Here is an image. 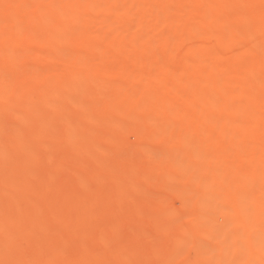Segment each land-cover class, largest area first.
Here are the masks:
<instances>
[{"label": "rangeland", "instance_id": "obj_1", "mask_svg": "<svg viewBox=\"0 0 264 264\" xmlns=\"http://www.w3.org/2000/svg\"><path fill=\"white\" fill-rule=\"evenodd\" d=\"M20 1L0 0V264H264V0Z\"/></svg>", "mask_w": 264, "mask_h": 264}, {"label": "bare ground", "instance_id": "obj_2", "mask_svg": "<svg viewBox=\"0 0 264 264\" xmlns=\"http://www.w3.org/2000/svg\"><path fill=\"white\" fill-rule=\"evenodd\" d=\"M11 1H12V0H11ZM15 1H17V0H15ZM19 1H20V0H19ZM22 1H23V0H22ZM22 1H20V2H22ZM44 1H45V0H43V2H44ZM46 1H47V0H46ZM50 1H51V0H50ZM50 1L47 2V7H48V4H49V5H50V4L52 5V3H50ZM53 1H54V0H53ZM58 1H59V0H58ZM71 1H72V3H73V0H71ZM74 1H75V0H74ZM8 2H9V1H8ZM8 2L6 1V4H7ZM13 2H14V0H13ZM13 2H12L11 4H13ZM54 2L57 3V1H54ZM3 3H4V2H3ZM14 3H15V2H14ZM44 3H46V2H44ZM67 3L69 4V2H67ZM72 3H71V4H72ZM94 3H96V2H94ZM94 3H92V4H94ZM73 4H74V3H73ZM92 4H89V5H90V6H94V5H92ZM3 6H4V4H3ZM14 6H15L14 9H18L17 11L20 12V10H19V6H20V5H17V6H16V4H15ZM38 6H40V5H38ZM42 6L45 7V4L42 3ZM97 6H98V4H97ZM176 6H177V5H176ZM176 6H175V8L177 9ZM260 6H261V4H260ZM20 7H22V5H21ZM47 7H46V8H47ZM36 8H37V9L40 8V12L43 10L41 6H40V7H36ZM52 8L54 9V6H52ZM262 8H264V5H262ZM20 9H21V8H20ZM56 9H57V8H56ZM58 9H59V8H58ZM135 9H136V8H135ZM46 10H47V9H46ZM46 10H45V11H46ZM142 10H143V9H142ZM260 10H262L261 7H260ZM37 11H38V10H37ZM43 11H44V10H43ZM43 11H42V13H43ZM48 11H49V10H48ZM52 11H53V10H52ZM133 11H134V7H133ZM139 11H140V10H139ZM144 11H145V9H144ZM163 11H164V10H163ZM163 11H162V12H163ZM176 11H177V10H176ZM50 12H51V10H50ZM53 12L55 13L56 11H53ZM94 12H95V10H94ZM140 12H141V11H140ZM15 13H18V12H15ZM37 13H38V15L41 14V13H39V11H38ZM97 13H99V12H97ZM156 13H157V12H156ZM159 13H160V11H159ZM159 13H157V15H158ZM164 13H165V12H164ZM173 13H175V12H173ZM44 14H45V13H44ZM143 14L145 15L146 13L144 12ZM148 14H150V13H147V15H148ZM152 14H154V13H152ZM141 15H142V13H141ZM144 15H143V16H144ZM162 15H163V14H162ZM164 15H165V14H164ZM174 15H175V14H174ZM93 16H94V15H93ZM98 16H99V15H97V16L95 15L94 17L96 18V17H98ZM148 16H149V15H148ZM7 17H12V14H11L10 16H7ZM38 17H39V16H38ZM94 17H93V19H94ZM108 17H109V16H108ZM145 17H146V16H145ZM150 17H151V15H150ZM161 17H163V16H161ZM39 18H40V17H39ZM88 18H91V16H90V17L88 16ZM153 18H154V16H153ZM158 18H160L159 15H158ZM5 19H6V18H5ZM37 19H38V18H37ZM91 19H92V18H91ZM105 19H106V18H104L103 23H105ZM154 19H155V18H154ZM181 19H182V21L184 20L182 17L180 18V20H181ZM43 20H44V19H43ZM108 20H109V18H108ZM160 20H161V18H160ZM160 20H157L159 24H160V22H159ZM178 20H179V18H178ZM11 21H12V22H11ZM5 22H6V21L4 20V23H5ZM47 22H48V21H47ZM155 22H156V21H155ZM7 23H8V22H7ZM7 23H5V24H7ZM10 23H11V25L13 24V19H11V18H10ZM38 23H39V22H38ZM40 23H42V22H40ZM40 23H39V24H40ZM39 24H37L38 27H40ZM42 24H43V23H42ZM42 24H41V25H42ZM61 24H62V23H61ZM61 24H58L57 26H60ZM8 25H9V27H10V24H9V23H8ZM21 26H22V25H21ZM23 26H24V25H23ZM26 26H27V25H26ZM51 26H52V25H51ZM102 26H103V25H102ZM30 27H31V26H30ZM41 27H42V26H41ZM23 28H24V27H23ZM25 28H26V27H25ZM61 28L63 29V26H61ZM64 28H65V27H64ZM43 29H46V26H45V27L43 26ZM49 29H50V27H49ZM27 30H28V29H26L25 31H27ZM53 30H54V28H53ZM65 30H66V29H65ZM203 30H204V28H203ZM206 30H207V29H206ZM29 31H31V28L29 29ZM29 31H27L26 34H28ZM57 31H58V30H57ZM59 31H60V29H59ZM103 31H105V30H103ZM21 32H22V31H21ZM46 32H47V31H46ZM42 33H44V31H43ZM50 33H52V32H51V29H50ZM22 34H23V32H22ZM26 34L24 33V35L28 37V38H26V40H30V41H31V40H32V39H31L32 37L29 38V34H28V35H26ZM36 34H37V33H36ZM30 35H31V33H30ZM37 35H39V34H37ZM250 35H251V34H250ZM31 36H32V35H31ZM39 36H40V35H39ZM49 36H50V35H49ZM35 37H36V36H35ZM46 37H47V36H46ZM183 37H184V36H183ZM14 38H15V37H14ZM20 38H21V37L19 36V39H20ZM22 38H23V37H22ZM38 38H39V37H38ZM23 39H24V38H23ZM33 39H34V36H33ZM36 39H37V38H36ZM49 39H50V38H49ZM180 41H182V40H180ZM185 41H186V39H185L183 42H185ZM14 42H15V41H14ZM16 42H17V41H16ZM132 42H133V41H132ZM132 42H131V43H132ZM84 44H85V43H84ZM97 44H98V43H97ZM89 45H90V44L86 43L85 47H88ZM94 45H95V44H94ZM99 45H100V44H99ZM220 45H222V44H220ZM224 45H225V44H224ZM224 45H223V46H224ZM96 46H97V45H96ZM131 46H132V45H131ZM131 46H130V47H131ZM83 47H84V46H83ZM132 47H133V46H132ZM231 47H232V46H231ZM231 47H230V48H231ZM100 48L102 49L101 45H100ZM228 48H229V46H228ZM228 48H227V49H228ZM85 49H86V48H85ZM89 49H91V47H89ZM130 49H131V48H130ZM222 49H223V50H222ZM222 49H221L220 52L224 51V52L226 53V50H227V49L225 50L224 47H223ZM233 49H234V48H233ZM81 50H82V49H81ZM94 50H95V47H94ZM84 51H85V50H84ZM161 51H162V50H161ZM203 52H204V51H203ZM227 52H229V51H227ZM239 52H240V51H239ZM239 52H238V53H239ZM201 53H202V52H201ZM205 53H206V52H205ZM230 53H231V52H230ZM234 53H236V50H235ZM234 53L232 52V54H234ZM162 54H163V52H162ZM191 54H192V53H191ZM207 54H208V52H207ZM227 54H228V53H227ZM165 55H166V54H165ZM208 55H209V54H208ZM236 55H237V54H236ZM240 55H242V54H240ZM158 56H159V55H158ZM183 56H184V55H183ZM197 56H198V55H197ZM197 56L192 55L193 58H195V57H197ZM201 56H202V55H201ZM201 56H199V57H201ZM206 56H207V55H206ZM226 56H227V55H226ZM238 56H239V55H238ZM161 57H164V58H165V56H163V55H161ZM161 57H160V58H161ZM166 57H167V56H166ZM180 57H182V56H180ZM180 57H176V58L179 59ZM185 57H186V56L183 57V58H184L183 60H187ZM228 57H229V56H228ZM232 57H233V56H232ZM234 57H235V54H234ZM234 57H233V59H234ZM239 57H240V56H239ZM242 57H243V56H242ZM70 58H71V57H70ZM176 58H175V59H176ZM190 58H191V57H190ZM244 58H245V57H244ZM200 59H201V58H200ZM211 59H212V58H211ZM211 59L208 58V56H207V61H208V60H211ZM236 59H238V58L236 57ZM242 59H243V58H242ZM66 60H67V61H66ZM70 60H71V59H70ZM70 60H69L68 58H66L65 61H66L68 64L65 62L66 65L64 64L65 66L63 65L62 67H67L68 69H71V68H69V66L73 67L76 63L74 62V61H75L74 59H73V62H71L72 60H71V61H70ZM165 60H166V59H165ZM176 60H177V59H176ZM188 60H189V59H188ZM196 60H198V58H197ZM246 60H247V59H246ZM178 61H179V60H178ZM180 61H181V60H180ZM199 61H200V60H199ZM204 61H205V64H206V62H207L206 59H205ZM211 61H212V60H211ZM213 61H214V60H213ZM234 61H235V60H234ZM249 61H250V60H249ZM252 61H253V60H252ZM252 61L249 62V63L252 64ZM174 62H175V61H174ZM192 62H193V61H192ZM194 62H195V61H194ZM202 62H203V61H202ZM235 62H236V61H235ZM237 62H238V61H237ZM239 62H240V60H239ZM245 62H246V61H245ZM70 63H75V64H74V65H71ZM80 63H82V62H80ZM196 63H197V62H196ZM196 63H194V64H196ZM77 64H78V63H77ZM77 64H76L75 66H77ZM198 64H199V63H198ZM208 64H210V63H208ZM253 64H254V63H253ZM67 65H68V66H67ZM80 65L82 66V64H80ZM85 65H86V64H85ZM60 66H61V64H60ZM195 66H196V65H195ZM208 66H209V65H208ZM249 66H250V65H249ZM232 67H233V66H232ZM250 67H252V65H251ZM250 67H249V68H250ZM73 68H74V67H73ZM194 68H195V67H194ZM230 68H231V67H230ZM235 68H236V67H235ZM29 70H30V68L28 69V71H29ZM31 70H32V69H31ZM214 70H215V69H214ZM218 70H219V69H218ZM229 70H232V69H229ZM229 70H228V71H229ZM233 70H234V69H233ZM28 71L26 70V72H28ZM32 71H33V70H32ZM32 71H31V72H32ZM35 71H36V70H35ZM215 71H217V70H215ZM215 71H214V72H215ZM29 72H30V71H29ZM31 72H30V74H31ZM221 72H223V71H221ZM221 72L219 71V72H217V73H221ZM230 72H235V70H234V71H230ZM33 73H34V71H33ZM33 73H32V75H33ZM41 73H42V72H41ZM212 73H213V72H212ZM215 73H216V72H215ZM224 73H225V72H224ZM224 73H222L221 75H223ZM227 73H229V72H227ZM210 74H211V72H210ZM210 74H209V75H210ZM26 75H28V74H26ZM216 75H217V74H216ZM219 75H220V74H219ZM228 75H229V74H228ZM234 75H235V74H234ZM238 75H239V74H237V76H238ZM213 76H214V75H213ZM223 76H225V75H223ZM235 76H236V75H235ZM207 77H208V76H207ZM207 77H206V79H205L206 81H207ZM211 77H212V76H211ZM231 77H232V75H231ZM233 77H234V76H233ZM233 77H232V78H233ZM177 78H179V77H177ZM204 78H205V77H204ZM208 79H210V78H208ZM174 80L177 81V82L179 81V79H178V80H177V79H174ZM181 81H182V80H180V82H181ZM189 81H190V80H189ZM180 82H179V85L182 83V82H181V83H180ZM186 82H187V81H186ZM201 82H202V81H201ZM208 82H210V84H211V80H210V81L208 80ZM208 82H207V83H208ZM184 83H185V82H184ZM187 83H188V82H187ZM189 83H190V82H189ZM177 84H178V83H177ZM202 84H203V83H202ZM213 84H214V82H213ZM190 85H191V84H190ZM190 85H189V86H190ZM192 85H193V84H192ZM200 85H201V83H200ZM200 85H199V86H200ZM204 86H205V85H204ZM204 86H203V87H204ZM208 86H210V85H208ZM211 86H212V85H211ZM214 86H215V84H214ZM214 86H213V87H214ZM21 87H22V86H21ZM21 87H20L19 89H21ZM190 87H191V86H190ZM205 87H207V86H205ZM186 88H187V87H186ZM193 88H194V87H193ZM198 88H200V87H198ZM214 88H215V87H214ZM19 89H18V90H19ZM196 89H197V88H196ZM198 90H199V89H198ZM204 90H205V89H204ZM207 92H210V91L208 90ZM207 92H206V93H207ZM202 93H203V92H202ZM211 93H213L212 90H211ZM208 94H210V93H208ZM203 96H204V95H203ZM202 98H203V97H202ZM205 98H206V97H204V99H205ZM207 98H208V99H206V101L209 103V101H210V100H209V96H207ZM210 98H211V97H210ZM214 99H215V98H214ZM201 101H202V100H201ZM211 101H212V98H211ZM213 101H214V100H213ZM213 101H212V102H213ZM202 102H203V101H202ZM212 102H210V103H212ZM257 104H258V103H257ZM257 104L254 103V105H256V106H254L253 108H256V107H257ZM252 105H253V104H252ZM242 106H243V105L241 104V107H242ZM239 107H240V105H239ZM241 107H240V108H241ZM251 107H252V106H251ZM253 108H250V109H252V110H254V111L257 112V110H255V109H253ZM232 109H234L235 111H237L238 108H237V109L232 108ZM257 109H258V108H257ZM231 111H232V110H231ZM188 112H189V111H187V113H188ZM233 112H234V111H233ZM254 113H255V112H254ZM189 114H190V113H189ZM193 116H194V115H193ZM260 128L262 129L261 124H257V128H254V129H258V130H260ZM254 129H253V130H254ZM252 132H254V131H252ZM149 135H150V134H149ZM152 135H153V134H151V136H152ZM254 154H255V153H254ZM254 154H253V155H254ZM257 154H258V153H257ZM253 155H252V156H253ZM255 155H256V154H255ZM255 155H254V156H255ZM258 155H259V154H258ZM258 155H257V157H258ZM215 156H216V155H215ZM254 156H253V157H254ZM259 156H260V155H259ZM253 157H252V158H253ZM257 157H255V158L257 159ZM262 157H264V156H262ZM216 158H217V157H216ZM255 158H253V160H255ZM260 158H261V156H260ZM217 159H218V158H217ZM260 160H264V159H260ZM245 161H246V163H250L251 160H250V158H249V162H247V160H245ZM245 161H244V163H245ZM241 162H243V161H241ZM241 162H240V163H241ZM254 162H255V161H254ZM254 162L252 161V163H254ZM258 163H260V162L258 161ZM261 163H264V162H261ZM238 164H239V163H238ZM242 164H243V163H242ZM256 164H257V161H256ZM239 165H240V164H239ZM246 165H247V164L242 165V166L247 167ZM248 165H249V164H248ZM254 165H255V163H254ZM242 166H241V167H242ZM237 167L239 168V166H237ZM250 167H252V168H253L252 170H254V166H250ZM242 168L246 170V168H244V167H242ZM250 169H251V168H250ZM241 170H242V169H241ZM245 170H244V171H245ZM252 170H251V171H252ZM247 171H248V170H247ZM253 185H256V184H253ZM237 201H238V200H237ZM219 203H220V202H219ZM262 203H264V202H262ZM235 204H238V202H237V203L235 202ZM217 205H218V204H217ZM219 205H220V204H219ZM226 205H227V204H226ZM230 206H231V205H230ZM237 206H238V205H236V209L239 210V206H238V207H237ZM260 206H264V205H260ZM258 208H259V207H258ZM258 208H257V209H258ZM224 209H225V208H224ZM260 209H261V208H260ZM234 210H235V208H234ZM239 211H240V210H239ZM239 211H238V212H239ZM256 211H257V210H256ZM258 211H259V210H258ZM233 212H234V211H233ZM260 212H261V213H264V211H261V210H260ZM226 239H227V238H226ZM252 245H253V243H252ZM251 249H252V248H251ZM252 251H253V250H252ZM222 253H223V252H222ZM218 254H219V253H218ZM218 257H219V256H218ZM218 257H217V258H218Z\"/></svg>", "mask_w": 264, "mask_h": 264}]
</instances>
